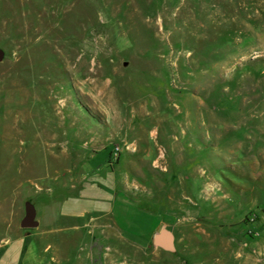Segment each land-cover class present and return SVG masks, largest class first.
Instances as JSON below:
<instances>
[{"label":"rangeland","instance_id":"obj_1","mask_svg":"<svg viewBox=\"0 0 264 264\" xmlns=\"http://www.w3.org/2000/svg\"><path fill=\"white\" fill-rule=\"evenodd\" d=\"M0 48V264L90 182L87 264H264V0H0Z\"/></svg>","mask_w":264,"mask_h":264},{"label":"crops","instance_id":"obj_2","mask_svg":"<svg viewBox=\"0 0 264 264\" xmlns=\"http://www.w3.org/2000/svg\"><path fill=\"white\" fill-rule=\"evenodd\" d=\"M108 189L107 186L99 187L93 182L85 183L75 197L66 201L64 208L57 213L52 211V220L46 221L44 226L34 233V236L28 238L26 242L8 244L5 256L9 252L17 255L18 248L21 247L18 257L9 260L8 264H87L85 253L71 254L66 244L70 241L75 243L80 241L81 245L87 244V238L92 233L93 220H109V225L116 227L123 234L117 221L119 212H116L114 205L111 204L118 195L122 194ZM56 219L59 226H55ZM67 228L72 232H66ZM158 228L157 226L151 234L158 231ZM71 235H74V238H70ZM141 237L128 236L138 244ZM80 249L84 250L82 246Z\"/></svg>","mask_w":264,"mask_h":264},{"label":"water","instance_id":"obj_3","mask_svg":"<svg viewBox=\"0 0 264 264\" xmlns=\"http://www.w3.org/2000/svg\"><path fill=\"white\" fill-rule=\"evenodd\" d=\"M3 57V50L0 48V60ZM22 228H33L38 225L36 219V208L33 203L27 201L24 204V215L19 222ZM152 243L156 247H161L165 250H174V235L173 232L166 226H162L152 235Z\"/></svg>","mask_w":264,"mask_h":264},{"label":"bare ground","instance_id":"obj_4","mask_svg":"<svg viewBox=\"0 0 264 264\" xmlns=\"http://www.w3.org/2000/svg\"><path fill=\"white\" fill-rule=\"evenodd\" d=\"M226 230H224V232H225ZM232 239H233V237H231V238H229V239H227L228 240V242H225L224 244H222V245H224V249H222V252H220L221 254H223V253H225V252H227V249H226V247H228V245H230L229 244V242L230 241H232ZM240 247H241V245H240ZM237 249H239V248H236V250ZM235 251V250H234ZM234 251L232 250V249H230L229 251H228V255H230V254H233L234 253ZM237 257H240L239 255H237Z\"/></svg>","mask_w":264,"mask_h":264}]
</instances>
